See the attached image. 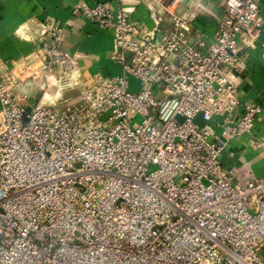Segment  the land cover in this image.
<instances>
[{"label":"built area","instance_id":"2783aa9c","mask_svg":"<svg viewBox=\"0 0 264 264\" xmlns=\"http://www.w3.org/2000/svg\"><path fill=\"white\" fill-rule=\"evenodd\" d=\"M178 2L146 0L150 30L121 5L76 6L112 32L122 65L89 83L61 48L65 27L48 25L36 57L51 84L77 72L53 101L25 103L0 59V264H264V176L221 162L262 111L235 114L239 53L264 18L258 0H222L206 41Z\"/></svg>","mask_w":264,"mask_h":264},{"label":"crops","instance_id":"0c3cea01","mask_svg":"<svg viewBox=\"0 0 264 264\" xmlns=\"http://www.w3.org/2000/svg\"><path fill=\"white\" fill-rule=\"evenodd\" d=\"M96 2L114 7L121 5L131 12V16L139 21L144 30H150L154 26L146 0H0V59L8 68V72L18 76L19 84L26 80L33 82L36 93L25 103H43L45 93L52 96L57 93L58 87L51 84V74L44 70L41 60L36 57L40 34L52 23L65 27L66 38L61 48L75 57L83 82H92L96 75L122 73V65L111 57L116 48L112 32L101 29L74 13L76 6ZM258 4L264 18V0H258ZM221 8L222 0H179L175 11L178 14L196 12L192 21L193 27L200 30L202 38L211 41ZM169 27L167 21L162 22L157 32L158 37L164 36ZM195 39L194 34L189 38L191 43ZM239 54H242L245 70L240 76V105L235 114L238 116L242 113L245 104H259L262 111L256 116L251 134L244 133L227 143L221 162L223 167L233 166L259 177L264 176V27L258 38ZM14 91L21 95L20 91ZM63 95L61 98H67ZM58 106L63 104L58 103ZM198 123L203 124L200 117ZM251 137L262 143L252 147L249 142ZM260 257L264 261V249L260 251Z\"/></svg>","mask_w":264,"mask_h":264},{"label":"rangeland","instance_id":"374dc122","mask_svg":"<svg viewBox=\"0 0 264 264\" xmlns=\"http://www.w3.org/2000/svg\"><path fill=\"white\" fill-rule=\"evenodd\" d=\"M74 74V75H73ZM77 75V72H72L71 73V75H70V77L69 78H71V79H60V80H56V84H57V86H58V89H57V93L55 94V96L59 93V95H60V93L63 91V89H64V87H67V86H69V85H72V83H73V81H72V79H75L76 76ZM63 76V75H62ZM65 76H67V75H65ZM53 80V79H52ZM128 80H129V84H130V91H137V90H139V87H140V85H139V82H138V80L136 79V78H134V77H132V76H129L128 77ZM69 82V83H68ZM79 90V88H75V89H73V90H67V91H65L63 94V96H66V97H68V96H72V95H74L77 91ZM49 94V93H48ZM66 94V95H65ZM50 96H52V95H50ZM55 96H52V97H55ZM137 120H139V117H137Z\"/></svg>","mask_w":264,"mask_h":264},{"label":"water","instance_id":"95a60500","mask_svg":"<svg viewBox=\"0 0 264 264\" xmlns=\"http://www.w3.org/2000/svg\"><path fill=\"white\" fill-rule=\"evenodd\" d=\"M17 91H20V93L24 96H26L27 98H29L31 95L36 93V90L34 89V84L31 80H26L24 81L22 84H19L18 86H16L15 88ZM38 96H37V100H38ZM198 117L197 116L195 118V121L198 123ZM198 125H200L198 123Z\"/></svg>","mask_w":264,"mask_h":264},{"label":"bare ground","instance_id":"6f19581e","mask_svg":"<svg viewBox=\"0 0 264 264\" xmlns=\"http://www.w3.org/2000/svg\"><path fill=\"white\" fill-rule=\"evenodd\" d=\"M57 96H59V93L57 94ZM42 98V97H41ZM55 98L54 97H52V96H50V94H48V93H45L44 95H43V100H42V102L43 103H46V102H48V101H53Z\"/></svg>","mask_w":264,"mask_h":264}]
</instances>
